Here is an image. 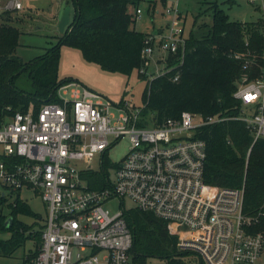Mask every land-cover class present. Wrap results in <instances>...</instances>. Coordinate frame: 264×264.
<instances>
[{
  "label": "built area",
  "instance_id": "obj_1",
  "mask_svg": "<svg viewBox=\"0 0 264 264\" xmlns=\"http://www.w3.org/2000/svg\"><path fill=\"white\" fill-rule=\"evenodd\" d=\"M6 7L23 4L7 0ZM174 25L160 39L146 38L142 72L157 61V51L166 61L181 50L182 62L185 38ZM165 61L158 74L176 66ZM58 95L38 111H0V195L14 201L33 191L48 210L38 254L28 260L24 253L14 264H135L126 199L168 221L178 246L197 257L189 264H264V230L244 211V188L205 180L207 144L197 133L223 117L183 110L176 118L148 121L144 105L114 104L77 81L61 85ZM235 96L242 102L235 118L246 123L252 144L264 140V63L257 77L239 80ZM124 137L128 153L112 160L109 149ZM104 166L110 182L94 186L91 171ZM115 198L120 208L111 211L107 205Z\"/></svg>",
  "mask_w": 264,
  "mask_h": 264
},
{
  "label": "trees",
  "instance_id": "obj_2",
  "mask_svg": "<svg viewBox=\"0 0 264 264\" xmlns=\"http://www.w3.org/2000/svg\"><path fill=\"white\" fill-rule=\"evenodd\" d=\"M142 2L72 0L73 18L58 42L29 60L16 54L19 27L0 23V111L31 107L38 111L43 103L59 100L60 86L70 80L59 78L63 44L79 48L85 59L105 70L127 75L137 70L147 80L142 114L148 121L176 118L183 110L224 118L202 125L197 133L207 144L205 180L219 186L243 187L244 211L258 217L255 229L264 230V140L252 144L246 123L235 118L242 107L235 96L239 80L257 77L264 63V21L254 24L231 19L218 1H210L212 21L198 26L194 21L195 27L185 38L182 62L179 50L168 63L175 67L149 77L141 71L142 51L146 38L155 31L135 27ZM130 6L136 8L135 13ZM108 174L106 166L91 171L93 185H108ZM0 207V230L10 232L9 237H0V256H13L30 240L34 246L24 253H28V260L34 258L42 243L44 219L19 194L14 201L0 195ZM20 215L34 221H24ZM123 216L133 234L131 255L135 264H147L152 258L164 260L163 264H189L194 258L193 251L178 246L179 237L171 232L168 221L154 212L124 204Z\"/></svg>",
  "mask_w": 264,
  "mask_h": 264
},
{
  "label": "rangeland",
  "instance_id": "obj_3",
  "mask_svg": "<svg viewBox=\"0 0 264 264\" xmlns=\"http://www.w3.org/2000/svg\"><path fill=\"white\" fill-rule=\"evenodd\" d=\"M22 8H7V0L0 3V23L5 22L16 25L21 30L19 37V45L16 54L24 60L32 59L46 52L48 48L56 44L59 37L63 34L60 23L65 7L69 4L72 6L71 20L74 14L72 0H21ZM158 1V2H157ZM210 1H218L221 7L228 13L229 17L241 22L258 24L264 21V2L261 0H143L139 4L142 9L140 16L135 23L138 30L151 32L157 31L156 39H160V34L168 35L170 28L175 21L174 29H178L181 35L186 38L189 36L191 29L195 24L198 26L202 22L211 23L212 10ZM151 6V9L149 7ZM154 7L156 10L154 11ZM131 12L135 13L136 8L129 7ZM170 9V12H168ZM176 13V20L174 15ZM196 26V27H197ZM195 27V26H194ZM155 29V30H154ZM160 29L162 31H158ZM264 31V28L262 29ZM163 37V36H162ZM171 54L166 61L157 51L155 58L157 61L151 60L148 66L149 77L156 75L162 71L164 61L168 65ZM59 78L70 79L66 83L77 81L79 84L97 91L106 96L114 104H119L122 99L132 104L142 106L143 92L147 84V80L139 76L137 70L130 75L122 72H114L101 68L95 62L88 61L84 58L81 50L74 46L63 44L61 47V56L59 63ZM129 138H121L116 145L109 149V156L112 160H121L129 151ZM94 167H98L99 163L94 162ZM22 198L39 214L45 222L47 215V206L40 194L33 191H23ZM111 211L120 208V199L115 198L107 205ZM126 206H134V203L126 199ZM1 208V207H0ZM4 213H8L7 207L2 208ZM24 221L32 223L34 218L20 215ZM10 232L0 230V237H9ZM34 243L28 241L25 247H20L13 256H0V264H14L20 260V256L33 248ZM195 259L197 257L195 256ZM164 260L159 258L148 259L147 264H163Z\"/></svg>",
  "mask_w": 264,
  "mask_h": 264
},
{
  "label": "water",
  "instance_id": "obj_4",
  "mask_svg": "<svg viewBox=\"0 0 264 264\" xmlns=\"http://www.w3.org/2000/svg\"><path fill=\"white\" fill-rule=\"evenodd\" d=\"M70 20H71V5H67L61 17V23H60L61 31L65 30Z\"/></svg>",
  "mask_w": 264,
  "mask_h": 264
},
{
  "label": "crops",
  "instance_id": "obj_5",
  "mask_svg": "<svg viewBox=\"0 0 264 264\" xmlns=\"http://www.w3.org/2000/svg\"><path fill=\"white\" fill-rule=\"evenodd\" d=\"M251 2H253L254 0H250ZM256 1V0H255ZM2 2V0H0V3ZM69 5V4H68ZM71 13H72V6H71ZM155 32H157L156 30H155Z\"/></svg>",
  "mask_w": 264,
  "mask_h": 264
}]
</instances>
